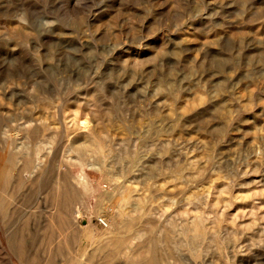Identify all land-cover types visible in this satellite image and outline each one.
Here are the masks:
<instances>
[{"label": "rangeland", "instance_id": "374dc122", "mask_svg": "<svg viewBox=\"0 0 264 264\" xmlns=\"http://www.w3.org/2000/svg\"><path fill=\"white\" fill-rule=\"evenodd\" d=\"M145 260L264 264V0H0V264Z\"/></svg>", "mask_w": 264, "mask_h": 264}, {"label": "bare ground", "instance_id": "6f19581e", "mask_svg": "<svg viewBox=\"0 0 264 264\" xmlns=\"http://www.w3.org/2000/svg\"><path fill=\"white\" fill-rule=\"evenodd\" d=\"M137 264H155V262L153 260H148V261L145 260V261L139 262Z\"/></svg>", "mask_w": 264, "mask_h": 264}, {"label": "built area", "instance_id": "2783aa9c", "mask_svg": "<svg viewBox=\"0 0 264 264\" xmlns=\"http://www.w3.org/2000/svg\"><path fill=\"white\" fill-rule=\"evenodd\" d=\"M101 222H103V223H104L105 221H104L103 219H101Z\"/></svg>", "mask_w": 264, "mask_h": 264}]
</instances>
